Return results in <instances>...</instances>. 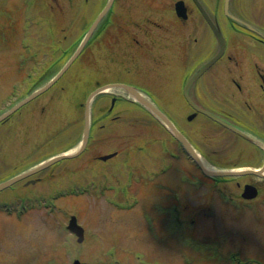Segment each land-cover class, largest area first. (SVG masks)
Wrapping results in <instances>:
<instances>
[{
  "label": "rangeland",
  "instance_id": "rangeland-1",
  "mask_svg": "<svg viewBox=\"0 0 264 264\" xmlns=\"http://www.w3.org/2000/svg\"><path fill=\"white\" fill-rule=\"evenodd\" d=\"M81 2L35 0L33 7L30 4L25 7L26 0H0V111L27 93L31 79L26 74L32 68H40L45 62L48 63L49 58H45L44 54L49 41L46 30L50 17H53L51 14L62 23L58 26L54 22V29L63 44L66 45L70 38L76 39L81 34L76 33ZM14 20L16 23L10 28ZM5 30L9 35L4 32L2 37L1 32ZM40 31L42 36L39 40ZM10 36L11 43H8ZM37 47L40 52L36 51ZM208 47L203 43L182 42L183 54L173 63L188 71V57H200ZM34 51L41 57L38 66L31 67L27 58L35 55L31 53ZM94 54L85 63L86 67L77 63L55 87L28 102L15 115L22 120L21 127L14 129L12 120L5 136H0V181L77 142L83 131L84 110L81 104L87 93L96 87L98 81L118 77L108 53L97 50ZM63 62H59L54 69ZM228 67L234 68L232 63L219 62L210 72L208 84L219 82L225 86ZM13 70L15 72L9 75ZM164 70L150 73L151 77L156 75L159 78L152 77L149 93L152 96L163 95L161 100L167 104V96L153 92V88L155 91L161 88L160 92L164 93ZM17 79H21V84L15 96L10 86ZM139 82L142 83L140 77ZM166 85L167 88L170 86L167 82ZM109 107V101L104 97L100 104L98 102L93 107V119L99 115L102 117L94 126L87 152L0 190V200L11 201L9 212L15 211L12 215L0 214V264H72L75 259L90 264H159L158 261L161 264H235V259L264 262V206L259 204V210L239 213L238 208L224 205L218 200L220 193L216 188H223L230 196H239L241 190L236 181L241 180L218 183L210 193L212 196L207 195L209 189L205 187L187 189L191 186L189 183L193 185L194 178L191 175L196 172L186 156L179 155L181 149L179 151L180 147L167 131L135 106L129 108L117 105L110 115L106 114ZM166 109L171 115L174 113L173 117L179 112L184 117L188 114L186 108ZM180 122L179 128L203 149V155L228 165L241 160L232 154L235 144L225 138L218 139V143L212 142L216 147L210 145L211 141L205 139L204 134L211 132V127H206L203 136H199L193 132L186 119L180 118ZM222 145L223 148L218 149V156L213 155L212 149L221 148ZM112 152H117L118 156L106 162L99 160L101 156ZM178 155L181 156L179 160ZM163 165L170 166L167 172H161ZM133 171L134 176L146 177L139 184L133 183L129 196H126L125 187L132 183L130 174ZM154 172H160L161 177L153 179ZM118 180L119 183L115 184ZM146 180L149 181L145 183ZM183 180L186 182L182 184L185 185V191L180 195L179 205L184 210L178 215L182 216V220H196L197 226H193V229L197 232L194 233L189 226L178 227L175 220L169 217V208L174 206V201L170 200L174 194L171 188L180 186ZM101 183L119 188L100 192L103 188L100 190L94 185ZM160 185H165L166 192L158 191ZM64 188L65 191L68 188V193L82 190L84 194L70 199L62 198L57 208L50 212L59 216H48L47 209L38 201H46L47 197L50 199L49 196L55 195V191L61 192ZM208 196L210 199H207ZM27 197L31 201L18 200ZM125 197H129L130 206L122 202ZM166 197L169 198L165 200ZM20 202H24L23 206L28 209L22 216H16L15 213L23 207H20ZM60 207L67 211H62ZM162 207L167 208L166 216H160ZM207 207L211 209L205 215ZM3 211L0 209V212ZM142 212L150 216H142ZM72 214L78 215L80 224L85 228V238L81 243L66 229ZM172 216H176L174 211ZM204 234L209 236L205 238ZM197 237L205 240L197 242L193 248L195 241L191 239ZM195 250L204 253H196Z\"/></svg>",
  "mask_w": 264,
  "mask_h": 264
},
{
  "label": "flooded vegetation",
  "instance_id": "flooded-vegetation-1",
  "mask_svg": "<svg viewBox=\"0 0 264 264\" xmlns=\"http://www.w3.org/2000/svg\"><path fill=\"white\" fill-rule=\"evenodd\" d=\"M81 1L77 24L83 31L81 33L83 38L86 27L93 23L109 0ZM202 10L215 25L221 28L227 46L221 59L193 85L189 96L197 109L210 112L233 125L241 133L233 132L195 109L184 95L182 82L195 72L194 67L197 62L208 60L212 54H218L211 45L212 43L219 45V40ZM182 42L203 43L210 46L200 54V57L198 55L188 57L190 59L188 71L173 63L183 54ZM107 45H110L109 48H106ZM97 50L108 53L107 56L112 59L114 72L118 74V77L113 80L98 81L96 88L118 82L135 86L143 91H150V82L153 81L152 77L156 76L151 77L150 73L156 74L166 68L164 70L166 75H163L162 81V85L166 88L164 93L160 92L161 88L157 91L153 88V92L167 96V104H163L161 100L163 95H158L160 101L158 104L161 108L188 110L185 117L180 112L176 113L173 118L174 123L179 126L180 118L186 119L194 129L193 132L199 136H203L202 132L206 127H211L212 131L204 134L205 139L211 141V146L216 147L212 142L218 143V139L225 138L229 143L235 144L232 154L241 159L236 164L248 167L263 165L264 0H113L108 15L99 23L93 37L78 58V64L86 67L85 63L95 56L94 53ZM51 55H47L49 60L54 58ZM219 62L232 63L234 68H227L225 86H221L218 81V84L210 83L209 85L207 81L209 74ZM31 72L34 76L39 74L37 69H32ZM52 72V69L48 68L40 75L45 76ZM139 77L142 83L139 82ZM156 77L159 78V76ZM133 78H136V81ZM20 80L13 82L19 84ZM37 82L38 79H35L33 85ZM166 82L170 85L168 88ZM102 98L99 99L100 103ZM104 98L109 101L110 106L114 101L116 105L134 104L130 100H119V98L114 100L111 96H104ZM15 115L0 122V136H5L7 128L11 127L12 120L14 129L21 127L22 120ZM185 136L193 147L202 152L203 149L189 136L186 134ZM223 146L212 149L213 155L218 156L220 153L218 149H222ZM208 161L221 164V161H216L212 157H209ZM248 179L250 180L245 178L244 183L238 182V187L248 182L257 184L254 178Z\"/></svg>",
  "mask_w": 264,
  "mask_h": 264
},
{
  "label": "water",
  "instance_id": "water-1",
  "mask_svg": "<svg viewBox=\"0 0 264 264\" xmlns=\"http://www.w3.org/2000/svg\"><path fill=\"white\" fill-rule=\"evenodd\" d=\"M108 9V7L106 8V10ZM106 10L101 14V16L99 17L98 21L104 16V14L106 13ZM205 17L208 19V21L210 22L213 30L215 31V33L217 34V37L220 40L221 43V48H220V52L219 54L216 55V57H214L212 60H210L208 63H206L198 72H196L187 82L186 88H185V96L186 99L189 101V103L195 107V105L193 104V101L191 100V98L188 95V91L191 89L192 85L194 84V82L211 66L213 65L217 59H219L221 57V55L224 53L225 51V47H226V43H225V39L223 37V35L220 32V29L211 21V19L209 18V16L204 13ZM97 21V22H98ZM95 25L93 26V29L95 28ZM92 29V30H93ZM85 44V43H84ZM84 44L81 45V47L75 52V54L72 56V58L66 63V65L62 68V70L60 71V73L55 77V79L50 82L49 84H47L45 87L39 89L38 91L34 92L33 94H31L30 96H28L25 100L22 101L21 104H19V106L27 103L28 101L32 100L33 98H35L36 96H38L40 93L44 92L57 78H59L68 68L69 66L75 61V59L78 57V55L80 54L81 50L84 47ZM115 88H120V89H124L127 92H129L132 96H134L135 100H137L139 103H141L143 106H145L160 122H162L167 128L168 130L176 137L179 139V141L183 144V146L188 150V152L195 158L197 159V154L195 153L194 149L192 148V146L190 145L189 141L185 138V136L175 127V125L171 122V120L151 101H149L147 98H145L144 96H142L140 94L139 91H137L135 88L130 87V86H126V85H122V84H110V85H106L103 86L101 88L96 89L95 91H93L86 102V110H85V124H84V133H83V138L81 143L79 144V146L72 152H67V153H63L60 155H57L53 158H50L49 160L39 164L38 166H36V168H34L32 171L25 173L11 181H8L2 185H0V189H2L4 186L10 185L12 184L14 181L25 177L26 175L30 174L31 172H37L39 170H42L62 159H68V158H73L79 154H81L87 147V144L89 142V138H90V126H91V113H90V108L92 105V102L94 101V99L100 95V94H104L107 93L110 89H115ZM18 108V106L12 108L9 112L3 114L5 117L9 116L10 114H12L16 109ZM196 108V107H195ZM202 112H204L205 114L211 116L213 119H215L216 121H218L219 123L227 126L228 128L239 132L236 128H234L233 126H231L230 124L226 123L225 121L221 120L220 118L212 115L211 113L202 110ZM4 116H2L1 118H3ZM0 118V119H1ZM113 155V154H112ZM112 155H108V156H104L102 157L104 160L111 157ZM198 160V159H197ZM203 171L205 172V174L212 176V177H218V176H242V175H247V174H253V175H259V176H263V171L264 168L261 171H255V170H245V171H230V170H208L205 167H203ZM253 188L251 186H246V191L248 190H252ZM75 227L74 230L77 233V235L79 236V241H82L83 238V230L80 226H78L76 224L75 218H73L71 226L70 227ZM74 264H87V263H81L79 261H75Z\"/></svg>",
  "mask_w": 264,
  "mask_h": 264
}]
</instances>
